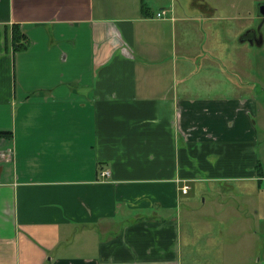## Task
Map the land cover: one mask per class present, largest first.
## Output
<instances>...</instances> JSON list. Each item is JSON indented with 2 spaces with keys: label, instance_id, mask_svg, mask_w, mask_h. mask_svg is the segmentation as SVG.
<instances>
[{
  "label": "crops",
  "instance_id": "crops-1",
  "mask_svg": "<svg viewBox=\"0 0 264 264\" xmlns=\"http://www.w3.org/2000/svg\"><path fill=\"white\" fill-rule=\"evenodd\" d=\"M261 5L0 0V264H264V239L205 229L182 243L178 220L196 185L235 182L254 200L259 99L247 65ZM232 23L241 29L224 39ZM40 44L45 83H16L18 59L27 67Z\"/></svg>",
  "mask_w": 264,
  "mask_h": 264
},
{
  "label": "rangeland",
  "instance_id": "rangeland-1",
  "mask_svg": "<svg viewBox=\"0 0 264 264\" xmlns=\"http://www.w3.org/2000/svg\"><path fill=\"white\" fill-rule=\"evenodd\" d=\"M257 4H264V0H257ZM231 11L228 10V13ZM242 13L243 10L235 12L236 15ZM253 17H256L251 23L253 27L257 29L258 35H262L263 44L257 47H253L249 58L252 65H247L248 72H255V81H253V92L258 96L259 99V111L256 114L257 121V131H258V143L256 146V156L261 162L260 172L261 175L258 176L260 182L258 186L256 183L253 184L255 190V195L253 196V201H248L250 198V193H247L244 189H241L235 182L221 183V187L216 184L214 187H205L202 189L201 186H197L188 196V199H184L179 206L178 220L180 225V230L182 233V243L187 242L190 237L191 232H199L204 235V230L216 231L220 236H222L226 242H233L236 240L237 235L233 233L234 229H239V232L243 238L248 234L256 236L260 248L262 247L261 242L264 239V18L260 16L259 20L257 18V12H250ZM227 29V33L225 32ZM239 24L232 23L228 27L221 26V36L224 39H228L230 33L240 30ZM224 45L223 52L225 54L223 62L226 66H230L227 63L228 52H233V47L230 43ZM45 44H40L36 48L34 47L31 51L29 57V64L26 67V60L21 56L18 59V63L23 62L24 64L16 66V83L27 84L30 86H42L45 81V70L50 68L47 63L48 60L44 59L47 54V48ZM206 52H212L216 49L215 44L209 46ZM59 50L55 51L58 54ZM49 55V54H48ZM64 58V56H62ZM60 58V59H62ZM39 61H38V60ZM84 63L87 64L88 56L84 54ZM42 61V62H40ZM63 68L62 72L67 75L73 73V61L72 58L68 62L60 63ZM205 66V65H204ZM206 65V69L211 70L210 67ZM241 75V74H240ZM69 77V76H68ZM233 77L240 81L246 80V76L234 74ZM69 82V80H67ZM228 83V82H227ZM64 91L61 90L60 93ZM66 92V91H65ZM32 94H37L42 96V90H35L31 92ZM8 109V108H3ZM257 178V179H258ZM260 189V190H259ZM222 210V214L217 215ZM193 213L190 220V214ZM194 221L195 225H191V221ZM203 242V241H201Z\"/></svg>",
  "mask_w": 264,
  "mask_h": 264
},
{
  "label": "trees",
  "instance_id": "trees-1",
  "mask_svg": "<svg viewBox=\"0 0 264 264\" xmlns=\"http://www.w3.org/2000/svg\"><path fill=\"white\" fill-rule=\"evenodd\" d=\"M10 42H11V46H12L14 53L23 52L29 46L28 38L25 36V34L22 32L20 26H18V25L13 26L12 37L10 39ZM260 166H261V163L259 162V165H258L259 175H261Z\"/></svg>",
  "mask_w": 264,
  "mask_h": 264
},
{
  "label": "built area",
  "instance_id": "built-area-1",
  "mask_svg": "<svg viewBox=\"0 0 264 264\" xmlns=\"http://www.w3.org/2000/svg\"><path fill=\"white\" fill-rule=\"evenodd\" d=\"M161 16H162V13L159 14V17H161ZM107 175H108V172L105 171L103 173V176H107ZM189 189H190V186L188 184H186L185 186L182 187V192L183 193H188Z\"/></svg>",
  "mask_w": 264,
  "mask_h": 264
},
{
  "label": "flooded vegetation",
  "instance_id": "flooded-vegetation-1",
  "mask_svg": "<svg viewBox=\"0 0 264 264\" xmlns=\"http://www.w3.org/2000/svg\"><path fill=\"white\" fill-rule=\"evenodd\" d=\"M264 5V4H263ZM262 6V5H261ZM259 15L261 16V14L259 13ZM261 17H263V16H261ZM264 18V17H263ZM257 39H256V42L260 45V44H262V42H263V40H262V35L261 34H259L258 35V32H257Z\"/></svg>",
  "mask_w": 264,
  "mask_h": 264
},
{
  "label": "water",
  "instance_id": "water-1",
  "mask_svg": "<svg viewBox=\"0 0 264 264\" xmlns=\"http://www.w3.org/2000/svg\"><path fill=\"white\" fill-rule=\"evenodd\" d=\"M259 13L264 17V5L260 6Z\"/></svg>",
  "mask_w": 264,
  "mask_h": 264
}]
</instances>
